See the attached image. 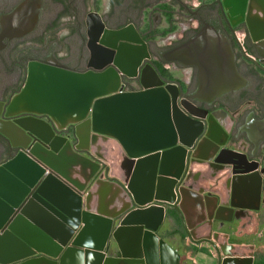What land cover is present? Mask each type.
I'll use <instances>...</instances> for the list:
<instances>
[{
  "label": "water",
  "instance_id": "95a60500",
  "mask_svg": "<svg viewBox=\"0 0 264 264\" xmlns=\"http://www.w3.org/2000/svg\"><path fill=\"white\" fill-rule=\"evenodd\" d=\"M222 10L231 27L243 25L256 49L259 68L264 70V0H219ZM29 4L18 7L7 18L3 32L0 34V49L3 38L20 36L32 28L37 19V9L32 11L31 27L21 29L22 17ZM97 19L100 17L97 14ZM257 17L258 20H254ZM235 19V21H233ZM101 27L103 24L100 22ZM88 28L90 24H87ZM132 26L123 29L118 36L101 34L100 31H88L87 47L89 60L84 70H74L58 62H44L30 59L27 62L26 78L20 90L14 93L2 112L0 103V136L7 141L4 148L8 149L7 158L19 163V173L22 176L20 187L10 190L9 185L0 182V228H4L1 239L28 234L29 229L21 227L23 215L29 206L42 199L57 205L61 202L71 203L66 208L71 222V229L62 237H58L62 247L38 249L39 255L20 253L13 259L2 264H66L70 256H74L76 264H88L89 251L80 249L85 230L87 229V212H80L81 199L79 193L96 179L104 176L100 164L89 156L81 154L76 149L72 136L65 135L69 125L88 123L91 116L93 124L102 123L115 135L122 131L130 138L132 148L125 162L127 189L133 198L129 211H122L108 219L104 231L95 238V250L101 254L99 264H179L180 255L172 249L165 240L157 235L163 215L155 219L145 218L140 223L129 222L139 209V206L155 201H166L158 185L159 166L161 158L167 153L177 154L178 138L184 126L175 117V108L192 116L197 114L203 119L200 138L192 150L187 151V167L191 161L208 163L210 167L224 169V165L233 164V159H222V156L236 157L228 144L238 146L239 130H227L224 120L230 116L232 123L235 118L228 111L217 107V100L225 93L237 91L245 87L247 79L235 66V56L227 37L204 22L201 29L192 37L170 49L164 57L168 61L198 68L197 85L192 101L183 98L178 101L176 85L173 82L161 80L149 64L139 71L143 58L149 57L147 49L140 38L131 36ZM111 40V41H110ZM136 44L140 45L136 46ZM129 46L138 52L131 59L124 49ZM131 65L130 71L126 69ZM139 76L140 90H125L121 77ZM155 96V132L146 128L147 111L141 109L147 106L149 97ZM201 104V107L196 104ZM260 118L258 120V135L252 143V150L246 156L252 157L261 152V168L252 172L246 178L255 179L259 184L264 203V111L258 106L254 108ZM254 115V111L250 112ZM151 122V121H150ZM79 125V126H80ZM98 131H102L97 126ZM129 132V133H128ZM153 139L155 143L153 144ZM239 142V143H238ZM153 146H152V145ZM15 156V157H14ZM29 157L49 171L42 179V171L34 166L21 162L22 157ZM133 158H138L134 160ZM259 164V163H257ZM6 165V164H5ZM77 168L74 174H79L77 181L72 177L70 169ZM100 171V172H99ZM251 171V169H250ZM99 172V173H98ZM34 177L31 181L23 178ZM183 175V174H181ZM181 175L177 181L171 182L176 187L177 200L173 207L177 210L184 229L194 243H206L213 247L217 255L223 257L247 255L252 256V247L246 251L243 245L228 242L231 234V223L239 221L243 216L249 218L260 214L259 205H239L223 202L214 192L205 189L198 191L183 186ZM42 177V176H41ZM37 182V183H36ZM93 184V183H91ZM34 193L28 205L20 211L21 215L12 217V208L18 207L29 191ZM63 191L64 195L59 192ZM205 193H200L204 192ZM64 197L68 199L65 200ZM187 197L194 202L196 215L192 219L183 217L182 204ZM35 199V201H34ZM88 199V197H87ZM36 204V203H35ZM135 205L136 207L132 206ZM182 210V211H181ZM185 215V214H184ZM11 218V219H10ZM82 220L84 228H76ZM85 220V221H84ZM20 227V228H19ZM145 229V230H144ZM23 230V231H22ZM124 231L132 236V245L123 239ZM50 235H53L49 231ZM59 236V235H58ZM112 239L118 244V251H113ZM28 240V239H27ZM122 240L125 246H122ZM2 241V240H1ZM31 244V241L28 240ZM119 254V256H118Z\"/></svg>",
  "mask_w": 264,
  "mask_h": 264
},
{
  "label": "crops",
  "instance_id": "0c3cea01",
  "mask_svg": "<svg viewBox=\"0 0 264 264\" xmlns=\"http://www.w3.org/2000/svg\"><path fill=\"white\" fill-rule=\"evenodd\" d=\"M165 7L169 8V5L163 3L156 5L157 19L163 21V23H165ZM254 20H258L257 17ZM243 31H246L249 37V33L244 26L238 31V37L240 35L242 38L244 35ZM67 38L64 36L61 41H55L59 44ZM170 38L171 36H167L165 42ZM252 53L250 54L252 55ZM70 57H72L73 61L74 54H70ZM257 86L259 88V85ZM140 89L141 87L135 90ZM149 99L148 105L143 106L141 109L147 111L149 124H147L146 128H150L154 134L155 96H151ZM221 107L225 108L229 115L231 114L235 118L233 123L230 120V116H227L224 121H228V126H226L227 130H239L240 142L242 144L237 147L230 144L226 146L233 153L237 154L238 158L227 155L222 156V159H233V164L224 165V169L210 167L206 162L202 163L194 160L190 162L186 171L187 157L185 154L187 151L193 149L196 141L200 138L201 134L199 135V133L203 128V119L197 114L189 116L175 108V117L184 126L181 135H176L179 151L177 154L167 153L164 155L161 158L159 166V176L161 178L158 180V185L167 200H153L151 203L139 207L133 205L132 208L136 207L134 209L142 211H138L130 218L129 222L140 223L145 218L155 219L156 216L163 215L157 230V235L179 253V264H264V203H262L261 189L257 181L246 178L253 171H259L262 165L260 161L262 154L258 152L256 156H246L247 160L244 159L245 155H248L250 150H252L251 141L258 135V120L260 115L254 109V99L245 98L241 93H234L230 98L225 99ZM251 111H254V115H250ZM79 125H69L63 134L72 136V140L76 144L75 147L81 154L89 156L100 164V171L104 172V176H97L91 182L93 184L90 183L84 191L79 193V198L81 199L79 211L81 213L86 211L88 217H86L87 229L83 234L84 242L78 247L89 251L87 255L88 264H99L101 254L94 248L96 243L95 238L104 231L108 219L112 215L124 210L129 211L133 204V198L126 187L128 175L125 168L126 159H129L128 152L132 146L128 142L130 138L126 132L122 131V134L117 136L111 133L105 125L102 126V123L93 124L91 116H88V123L83 122L82 125ZM97 126L102 128L101 132L97 130ZM154 143L155 139H153ZM133 159L136 160L138 158ZM21 160V162L34 166L37 171H42V177L40 176V179L49 174L47 169L31 158L25 156ZM13 161L14 159L7 158V155L4 158H0V182L4 180L9 185L10 190L16 191L20 187V184H24L20 182L22 176L18 170L19 163L18 161L16 163ZM76 170L78 169L75 167L70 169L72 177H75L74 179L78 181L80 175L74 174ZM181 174H183L181 177L183 181L181 185L188 186L191 190L198 191L203 188L214 191L220 197L221 201L225 203L231 202L243 206H260V214L257 217L252 219L243 216L239 221L231 223L232 235L228 239L229 243L243 245L246 251H250V247H252V256L239 255L223 257V255H217L216 251L210 245L193 242L192 237L186 233L177 210L173 207V204L177 200V192L176 187L171 182L177 181ZM24 177L31 181L35 176L28 178L24 175ZM16 186L18 187L16 188ZM34 188L35 185L29 187L28 193L20 202L19 206L12 208L13 215L11 218L21 215L20 211L28 205L31 199L33 200L31 193H34ZM200 193L204 194L205 191ZM59 194L64 195V192L60 191ZM64 198L65 200L68 199L67 197ZM57 201L59 208L42 199L35 201L36 204H31V207L29 206L27 213H25L26 215L22 214L23 221H21V227L29 229V232L21 236L14 234L12 236V242L9 238L0 240V264L3 261L13 259L15 255L23 252L25 254L31 252L33 253L32 255H39V252H37L38 249L49 248L56 250L57 247L63 246L58 237H63L71 229V224H69L71 220L64 213L66 212L65 209L71 203H69L70 201L63 203L60 199ZM193 205L194 202L191 197H187L184 200L182 204L183 211L181 210L183 217L192 219L196 215L194 210L196 207ZM0 207L3 208L2 206ZM76 225L77 229L83 226L84 228L86 227L81 219ZM3 230L4 228H0V237L4 234L5 230ZM49 231L53 235H50ZM121 237L128 239L127 243L129 246L132 245V236L129 232L124 231ZM27 239L31 241V244H29L30 242ZM121 243L122 246H125L123 240ZM112 247L113 251H118V244L114 239H112ZM66 264H76L74 256H70Z\"/></svg>",
  "mask_w": 264,
  "mask_h": 264
},
{
  "label": "flooded vegetation",
  "instance_id": "af4514ba",
  "mask_svg": "<svg viewBox=\"0 0 264 264\" xmlns=\"http://www.w3.org/2000/svg\"><path fill=\"white\" fill-rule=\"evenodd\" d=\"M191 2L192 0H0V34L3 32L7 18L18 7L25 3L29 4L25 10V17L21 18L23 23L21 29L31 27L32 11L37 9V19L30 30L20 36H13V34L11 37L3 38L4 45L0 49V78L9 81L14 69L22 70V63L25 61H15L13 57L16 53L26 54L36 50L43 51L44 56L35 60L55 61L74 70H84L89 60L88 31L91 33L100 31L101 34L115 37L131 25L132 29L127 31H130L131 36L143 41L149 55L142 59L138 71L149 64L161 80L175 83L178 101L183 98L192 101L198 80V68L193 65H184L176 60L168 61L164 55L192 37L206 22L227 37L235 56L237 71L247 79L245 87L220 97L215 109H220L225 99L230 98L234 93H241L245 98H253L255 106L264 111V76L255 70V66L259 67L258 56L246 31H243V42L239 41L238 31L243 28V25L231 27L219 0ZM158 3L169 5V8H164L165 23L157 19L156 5ZM52 6H56L57 10L51 16ZM97 14L100 21L97 19ZM87 24H90L89 28ZM61 25H65V35L68 38L58 44L49 38ZM167 36L171 38L165 42ZM38 37L39 45L35 39ZM32 38L35 39V43H32ZM136 46L140 47L138 44ZM60 52L66 57L61 59ZM249 52H253L252 55ZM70 54H74L73 61L66 60ZM28 60L25 62L26 67ZM121 81L127 90L141 87L139 76L123 75ZM5 87V85L0 86L2 112L11 96L20 90H15L7 99ZM196 104L201 107V104L197 102ZM5 145L7 141L0 136V151L3 152L1 158H4L8 152V149L4 148Z\"/></svg>",
  "mask_w": 264,
  "mask_h": 264
},
{
  "label": "rangeland",
  "instance_id": "374dc122",
  "mask_svg": "<svg viewBox=\"0 0 264 264\" xmlns=\"http://www.w3.org/2000/svg\"><path fill=\"white\" fill-rule=\"evenodd\" d=\"M197 1H201V0H192L191 3H196ZM192 7V6H191ZM57 10V7L56 6H52L51 7V11H50V15L52 16L55 11ZM193 21L195 19H192ZM65 25H61L58 29H57V32L56 33H52V36H50L49 40L53 39V40H60L66 36L65 35V32L66 30L64 29ZM37 39V45H39V41H40V38H35ZM35 39L32 38L33 42L32 43H35ZM239 39H241V42H243V39L241 38V36H239ZM66 40V39H65ZM55 41V42H56ZM63 42V41H62ZM133 49V48H132ZM135 50V49H134ZM137 51V50H136ZM127 54H129L127 52ZM130 55V54H129ZM44 56V53L43 51L41 50H36V51H31V52H26V54H24V52L22 53H16L14 55V60L15 61H27L28 59H35V58H41ZM28 57V58H27ZM61 59L65 58L66 56L63 55L61 52H60V56H59ZM66 60H69V61H72V57H69L67 58ZM23 62L22 63V70L19 68L17 69H14V73L13 75L10 77V80L9 81H4V80H1L0 78V86L2 85H5V98H9V96L15 91V90H18L20 89V87L22 86V84L24 83V79H25V73H26V63ZM255 70L258 74H261L262 76H264V70H261L259 67H256L255 66ZM2 74V73H1ZM1 90V89H0ZM3 152L0 151V158L2 156Z\"/></svg>",
  "mask_w": 264,
  "mask_h": 264
},
{
  "label": "bare ground",
  "instance_id": "6f19581e",
  "mask_svg": "<svg viewBox=\"0 0 264 264\" xmlns=\"http://www.w3.org/2000/svg\"><path fill=\"white\" fill-rule=\"evenodd\" d=\"M240 36V35H239ZM124 49H125V51H126V53L128 52L130 55H131V59H133V58H135V57H137L138 56V52L136 51V50H134V49H132L131 47H129V46H125L124 47ZM128 54V55H129ZM126 69L127 70H129L130 71V69H131V65H127L126 66ZM182 112V111H181ZM186 117V116H185ZM228 122V121H227ZM194 124V123H193ZM196 124V123H195ZM228 124V123H227ZM226 126H228V125H226ZM230 126V125H229ZM194 135V134H193ZM195 136V135H194Z\"/></svg>",
  "mask_w": 264,
  "mask_h": 264
},
{
  "label": "built area",
  "instance_id": "2783aa9c",
  "mask_svg": "<svg viewBox=\"0 0 264 264\" xmlns=\"http://www.w3.org/2000/svg\"><path fill=\"white\" fill-rule=\"evenodd\" d=\"M242 38H243V36H242ZM239 41L241 42V39H239Z\"/></svg>",
  "mask_w": 264,
  "mask_h": 264
}]
</instances>
